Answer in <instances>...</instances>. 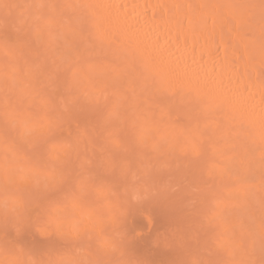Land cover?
<instances>
[{"label": "rangeland", "instance_id": "rangeland-1", "mask_svg": "<svg viewBox=\"0 0 264 264\" xmlns=\"http://www.w3.org/2000/svg\"><path fill=\"white\" fill-rule=\"evenodd\" d=\"M4 1L0 0L2 4L0 7L5 9L0 8V19H2L0 21V264H264V143L262 142L264 133L261 135L262 133L250 127L251 124L249 125L246 120L245 122L243 118L240 119L238 114L236 113V116L233 112L227 111V114L226 111H222L220 115L218 112L215 113L219 115L218 118L223 119L225 116L227 125L224 119L220 118L221 121L216 115L215 119L213 115V117L201 115L199 119L196 113H192L193 117H197L196 120L184 109L183 113L177 109L173 111L171 108L156 107L155 109V106H148L147 102H153L154 99V102H157L160 96L154 94L155 96H152L154 98L150 97V88L133 92V89H129L133 86V78L129 81L133 82L130 87L125 84L128 90L122 86L124 81L121 85L120 82L118 83L119 88L116 84L112 89L108 85L109 81L107 80L108 83L104 81V76L102 78L105 84L102 82V85L111 88H107L110 90L106 92L109 94L108 98L105 93L101 94L99 88L103 87L97 85L99 92L97 88V92H91L95 100L88 96L89 102L87 97L85 98L87 101L84 98L81 99L82 101L77 99L82 102V106L80 104L73 107L72 104L69 106L71 108L58 109L60 103L64 104L62 99L64 97H61V101L57 99V103L53 98L52 92L58 88V80L70 76L69 79L66 78L68 81L66 86L70 90L75 85L77 89L76 85L79 81L77 84L76 81L73 83L76 74L72 72L73 69L67 68L68 73L69 70L72 73L63 75L66 71H62L63 68L60 74L54 75L59 76L54 80L55 78L51 76L57 72L54 70L58 66L62 68L61 65H65V63L57 64L55 60L47 61L51 57V60L56 59L53 57H56L54 55L57 53L52 51L56 41L51 39L55 42L49 44L50 38L55 36L46 37L47 40L49 38V42L46 39L44 42L46 31L43 33L38 29L37 24L35 29L38 31H31V33L37 31L35 35L29 33L31 28L28 26L25 28L23 24L22 27L19 26L21 18L28 16L25 14L32 13L30 16L34 15L33 18H37L40 13L37 11L39 8L36 7H39V4L35 5L36 7L29 6L26 9L28 13H24L22 17L18 14L24 12L23 3L28 0H23L22 5H19V0H9L11 3ZM209 1L207 8H213L214 3H218L222 16L227 14L225 9H230L232 15L239 17L243 29L245 28L244 35L258 45H253V41H250L254 46L252 47L254 54L263 58L264 0ZM12 3L16 6L13 7ZM50 4L52 5V2ZM11 8L15 10L14 13ZM40 10L42 13L45 11L41 8ZM52 10L53 7L49 11ZM49 15L52 16V13L48 15L44 13V16ZM13 17L15 24L11 23ZM7 19V22L10 21V25L15 28H11L4 21ZM34 19L32 20L35 21ZM229 20L235 28L236 22L233 16L229 15ZM29 23L27 24L30 25ZM32 26L34 27V24ZM26 31H29L28 34H25ZM92 31L90 30V33ZM56 32L57 30L54 31ZM28 37L32 38L28 43L31 44L34 40L33 46L27 43ZM40 37L43 40L39 41ZM63 40L67 42L64 37ZM38 43L41 44L39 45L41 49L37 48ZM60 43H56L57 46H63L64 43L62 41ZM91 43L90 45L94 44ZM3 44L5 45L2 46ZM99 44L98 47L94 44V48L87 45L90 49L92 47L93 50H101L99 51L103 55H99L101 59L105 57L102 52L106 51L104 48L106 44L103 45V41ZM68 45L69 43L65 48L68 49ZM20 46L26 50L28 48L27 53L18 49ZM62 46L57 49L60 50ZM255 46L256 49L260 46L259 50L256 51ZM5 47H10L9 50L13 52L6 51L5 49L8 48ZM63 48L65 52L67 49ZM15 49L16 53L21 52L16 54ZM45 49L49 53L51 50L54 55L50 56ZM23 51L29 55V58L31 57L29 62L33 60L32 54L37 57L39 54L35 53L39 51L40 55L42 53L41 56H50L47 59L44 57L48 65L54 63L58 66L53 67V64L48 69V66L44 65L46 61L42 62L43 57L39 55L37 58L40 61L36 59L35 61L38 62H31L32 65L40 64L38 66L40 68L44 63L45 69H41L42 77L39 74L41 71L36 70V65L35 70L33 69L40 75L38 78V75L30 69L31 64L27 59L26 62L30 67L21 64L20 57ZM260 53H263L262 56ZM15 54L21 62L15 59ZM256 63L257 61L255 66L254 63L250 65L258 68ZM261 65L258 69L262 70L264 61ZM66 66L67 64L64 67ZM23 68L30 69L31 71H28L36 74L34 75L36 77L26 73ZM44 72L47 76H43ZM110 82L113 86L112 80ZM137 82L135 81L136 85L139 83ZM53 83H57V88L54 90H52V86L55 85ZM66 89V94L68 92L69 94L67 97L65 95V98L77 93L75 89V92H71L73 89L70 91ZM123 89L130 98L124 95ZM97 94L106 97L105 99L109 101L106 106L103 104L106 100L100 97L101 100H98ZM142 94L145 99L141 97L140 100L137 96ZM133 96H135L134 100L140 103L134 101ZM147 97L151 101L146 102V99H149ZM125 98H128L129 103ZM129 99L135 103L131 104L132 101L130 102ZM121 100L126 101L121 104L124 102ZM83 101H86L85 107ZM95 101L102 102L104 107ZM91 102L102 107L93 104L96 106L93 110L90 106ZM87 103L89 106L86 105ZM54 104H58L55 105L56 108ZM119 104L124 108L120 106V109ZM62 106L60 104V108ZM141 106H144L143 109L140 108ZM147 107H149L148 112H146ZM117 108L123 111L135 108L136 112L132 109L131 115L129 109L128 113L122 111L125 114H120L121 111ZM164 109H168L170 113ZM150 110L154 112L147 114ZM163 110L164 119H157L162 117ZM137 111L142 112L139 114ZM158 112H162V115L159 116ZM126 113L130 115L127 117ZM135 114H139V118ZM141 115L145 122L140 119ZM150 115H156L154 117L156 119ZM166 117L170 118H167L170 122L173 121V125L177 124L174 126L169 125L170 122L167 124ZM130 118H133L132 122H129ZM150 119H153L154 123H149ZM201 119L205 121L202 123ZM192 120L201 122V128H198L200 127L198 122L196 124ZM234 120L238 122L229 125ZM161 121L163 124L159 123L162 124L159 125L158 122ZM179 121L181 123H178ZM214 121L215 123L218 121L217 126L219 125L218 128L221 130L219 132L217 128L219 133L211 134ZM204 123L211 126L204 127ZM179 125L182 130L185 127L184 131H190L184 133L188 135L185 136L186 139L185 137L183 139L182 131L180 135V132H177ZM158 127L159 133L156 132ZM166 128H170L168 130L170 133L172 129L173 133L177 131L174 136L170 133L169 136ZM190 129H194V133ZM195 131L201 134H196ZM207 131L211 132L208 134ZM165 133L169 137H166ZM189 133H191L190 137ZM177 137L182 139L177 141ZM189 138H193L192 141ZM233 140L234 142H231ZM44 141H52L49 144L46 163H42L39 156V146ZM178 142L179 144H176ZM200 145L205 147L202 152L198 151Z\"/></svg>", "mask_w": 264, "mask_h": 264}, {"label": "bare ground", "instance_id": "bare-ground-1", "mask_svg": "<svg viewBox=\"0 0 264 264\" xmlns=\"http://www.w3.org/2000/svg\"><path fill=\"white\" fill-rule=\"evenodd\" d=\"M3 1L4 0H2V2ZM7 1H9V0H7ZM7 1L5 0L4 2H7ZM24 1L19 0V2H20L19 5H22V3ZM208 1L209 0H28V1H25V4L23 3V5H24L23 7H25V9L22 7L24 12L22 11V14H18V15L23 17L24 13H28L27 12L28 10L26 11V9H28L29 6H33V5L35 6L38 4H39V7L38 6L37 7L35 6V7L39 8V10H37V11H39L38 13H40V14L35 19L33 18L34 15H32L33 17L30 16L32 14L31 12H29L31 14H25V15H28V16H26L28 19H26V17L21 18V20L19 22L20 23L19 26L21 24H23L24 25L23 28H25V26H28L29 28H31L30 32L26 31L25 34H28V32L30 34H33L34 32L31 33V31H33V30L38 31V29H40L43 33L46 31L44 33V35L46 34L47 36H44L42 34L44 36L43 37L44 42H45V39L47 40L46 37H49L52 35H54L56 37V38L51 37L50 42L48 41L49 40V38H48L47 42H49V44H52L53 41H51V39L56 41V42L54 41L55 43L53 42L54 46L51 45V46H53L54 49L51 46H50V48H52V51L54 53L56 52L57 54L55 53L56 55H54L53 53H51V50H49L50 51V53H49L45 49V51L47 53H49L50 56L51 55L56 56V57H53L56 59L51 60L52 57H51V59H49V58L47 59V57L49 55L47 54L48 56H46V55L41 56L42 53L40 55L39 51H38V53H35V54H39L41 57H43V58H41L43 60L42 62H44V60L46 61V59H47V61L50 60V62L55 60V62L57 64H64V63H65V65L67 64L66 67H64L65 65H61L62 68H60V66H58L57 64L55 65L53 63L55 65L54 66L50 62H48V63H50L51 65L50 64L48 65L47 61L44 62L45 64L44 63L43 64L46 67L48 66V69H49V66L51 68L52 65H53V67L58 66L60 68V69H57L58 68L57 67L54 70L57 72H54L52 75L50 74L53 78L59 77V76H57L58 73L59 72L61 73L62 71H65V70L66 71L64 72L63 75H66V74L68 75L72 69H73L72 72L74 71V73L76 74V75L74 74L75 75L74 77H76V78H73V83H74V81H76L75 84H77V81H79V83L76 85L77 89H75V85H74V88L71 87L73 90L70 88V90H72L71 92H75V91L77 92L75 95L71 94L72 97H71V95H69L70 97L65 98V95L67 97L69 94V92H68V94H66V92H65V89L68 88V86H66L67 85L66 82H68L66 78L69 79L70 76L68 77L66 75L67 77L64 80L63 79H59V80L57 79L59 81L57 83L58 84L60 83L59 85L56 83L58 88L56 87V84L53 83L55 85L52 86L53 87L52 90L57 88L55 91L52 92L53 96H54L53 98L55 99L56 103L58 102L57 99L59 101H61L60 100L61 97H64V98H62L64 100V101L62 100L64 102V104L60 103L61 106L63 105L61 108H60V104L59 105L57 104L59 106L58 109H62V108L64 109L66 107L71 108L69 106H71L72 104H74V105H72L73 107H76L77 105H80V104L82 106V102H80V101L83 100L82 98L85 99L86 97H87L86 99L88 100V98H89L88 96H91L90 99L95 100V98L92 97L91 92H94L98 89L97 85H98V87H100V85L103 87V88H101V87L99 88L101 90V94L105 93L106 96L109 95L108 93H106V92L110 91V90H107V88H109L108 86H106L107 84L105 85L106 87H104L102 85L104 83L103 82L104 78H102V77H104V76H105L104 81L106 83H108V81H109L108 85L111 88L112 87L115 88L116 84L118 86L119 82L121 85L122 84L121 82H123V81H124V83H123L124 85L122 84L123 88H126L125 84H127V87L128 86L130 87V85L133 82L135 83V81L137 82V80H138L139 83L137 82L138 83L137 85H136V83H135V85L133 83V86H131L132 88H129V89H133V92H136V91L140 92L144 88H150V90H151V93L149 94L150 97L155 96V95L160 96L159 97L160 99H158L157 102H154L155 99L152 102L151 99L149 97H147L149 99H146V102L148 100L151 101L150 103L147 102L148 106L149 105L155 106V109H156V107H157V109L158 108H161V109L162 108H171V110L173 109V111H174V109H177L181 113H183V109H184V111L190 112V114H188V115H191L192 113H196L198 115L197 117L199 119L201 118V117H199L201 115L202 116L207 115L208 117L213 115L214 119H215V115H216L215 113H217V112L219 113V115H220V112L222 114L225 111L227 114H228V112H233L235 115L237 113L239 118L241 117V118H243L244 121L246 120L247 123H249V125L251 124L250 127L254 128L255 130L257 129L260 133H262L261 135H263V133H264V74L263 73L264 72L262 73V71H264L263 70L264 68H262V70L258 69V68H261L260 66L263 65V64L261 65V63H263L264 57L262 58V57H259V55L254 54V52H253L254 46L253 45H256V46H258V45L253 40L252 41L254 44L251 43L252 42L251 39L248 36L244 35L245 34L244 29L245 28L243 29L242 22L239 19V17L232 15L233 13L230 11V9H225V13H227V14H224L222 16L221 8H220L219 4L214 3L215 5L213 8H207L208 3L211 2V1H209V2ZM17 2H16V5H17ZM26 2L28 4H26ZM51 2H52V5L50 4ZM197 2H199V4H197ZM8 3H11V2L9 1ZM41 3L43 4V8H42ZM0 5H2V4H0ZM16 5L13 4V7H15ZM7 7L9 8V6H7ZM33 7H30V8L32 9ZM52 7H53V10L49 11ZM0 8H2V7H0ZM17 8H18V6H17ZM40 8L42 9V11H44V10L45 11L42 13ZM20 9H19V11H20ZM3 10H5V9H3ZM13 11L15 12L14 9H12V12ZM30 11H32V10H30ZM48 12L52 13V16L51 15L44 16V13H45V15H46V13L48 15L49 14ZM34 13L36 14L37 12H34ZM41 13L43 16H41ZM12 14H11V16H12ZM14 15H16V14H14ZM72 15H73V17H71ZM229 15L233 16V18L236 22L235 28H233L231 25V21L229 20ZM9 16H7V18ZM29 16H30V18H29ZM38 17L39 18L41 17L40 20H38L39 19ZM31 18L34 19L35 21H33ZM3 19H6V18H3ZM9 19H10V17H9ZM16 19H17V16H16ZM36 19H37V21H36ZM11 20H12V18H11ZM14 20H15V17H13V22H11V23H14ZM0 21H2V19H0ZM4 21L7 22L8 19L4 20ZM9 22H7L9 24V26L11 28L12 27L15 28L13 25H10ZM29 22H32L34 24V27L32 26L33 24L31 25ZM27 23H29L30 25H28ZM36 24H37V27L39 26L38 29H35V28H37V27H35ZM16 25H17V22H16ZM10 27H8V28H10ZM21 27H22V25H21ZM21 27H20V30H21ZM28 27H26V28H28ZM16 29H17V27H16ZM20 30H19V32H20ZM49 30H51V31H49ZM56 30H57V32L54 33V31H56ZM90 30H93V31L90 33ZM37 31L35 33H38ZM22 33H24V32L22 31ZM35 33H34V35H35ZM25 34H24V36H25ZM30 34L28 36H30ZM60 34L62 36H60ZM88 34H90V35H88ZM39 36H41V35H39ZM21 37L23 38V36H21ZM63 37L65 40H67V42L66 41L64 42ZM31 39L30 38L27 39V43L29 41H31ZM56 39H58L59 41ZM7 40H8V38L6 39V41ZM41 40H43V39H41V37H40L39 41H41ZM24 41H26L25 38H24ZM61 41H62V43H64L63 44L64 48H65V46H67V43H69L68 49L65 48V49H67V50H65V52H68V53L70 52L69 54L65 53L64 50H62V48H63L62 45L58 44L59 46H57L56 43H60ZM89 41H93V42L91 43ZM102 41H103V45L106 44V45H104V46H106V47H104L106 49V51L104 50V52H102V53H104L105 57H101V59H100L99 55L101 56L102 54L99 51H101V50H99V49L93 50L92 47L94 44H96L94 46H97V47H98V45L100 46L101 43L99 44V42H102ZM104 42H106V43H104ZM21 43H22V41H21ZM27 43H25V45ZM33 43H34V40H33ZM33 43H31V44L28 43V44L30 46H33L32 45ZM39 43H41V42H39ZM39 43L37 45V48H40L39 45H41V44H39ZM90 43L91 44L94 43V44L90 45ZM5 44L7 45V43H5ZM5 44H3L2 46H4ZM87 44L92 46L91 49H90V46L88 47ZM14 45L16 47H18V45H16V44H14ZM29 45H27V47H29ZM46 45H47V43H46ZM103 45L101 47L102 50L104 49ZM107 45H110L112 47L110 48V46H107ZM0 46H1V44H0ZM45 46H43V47L45 48ZM56 46L58 49L60 46H62V48L60 50H58L56 48ZM256 46H255V49H256ZM47 47L49 48V46H47ZM107 47H109L110 49ZM5 48H8V47H5ZM9 48L5 49V50L8 51ZM259 48H260V46L256 49V51L259 50ZM18 49H20V50L22 49V50L26 51V53L28 50V48L26 50V49H24V47L22 48L21 46ZM56 49H57V51H56ZM35 50H38V49H35ZM43 50L44 49H42V51ZM9 51H11V50H9ZM16 51L17 50L15 49L14 53H16ZM24 51L22 52L21 57H20L21 54L17 55L20 57V60L22 58L21 64L23 66L24 65L28 66V64L26 62L28 60V63L31 64V67H30V65L28 67H30V69L34 73L37 74V71H34L36 64L35 65L33 64L34 65L33 66L31 62L32 61L34 62L36 59H38L39 55H37V57H38L37 58V57H35V55L32 54V56H34V57H32L33 60L31 62H29L31 60L30 59L31 57L29 58V55L24 53ZM45 51H44V53H45ZM59 51H60V54H59ZM96 51H98L99 53ZM107 51H109V52H107ZM11 52H13V50ZM18 52L20 53L21 51H18ZM106 52L108 54H106ZM16 54H15V59L19 60V58L16 57ZM262 54H261V56H262ZM23 55H25L27 58ZM30 55H31V52H30ZM59 55H61V57ZM106 55H108V56H106ZM57 56H59V58H57ZM62 56L64 59L62 58ZM44 57H46V59ZM61 59H62V61H61ZM20 60H19V62H21ZM38 61H40V59H38ZM38 61H35V62H38ZM256 61H257L256 64H258L257 66H259L258 68L252 66L253 63L255 66ZM23 62H26V63L24 64ZM43 64L41 65V68L38 67V66H40V64L38 66L36 65L37 66L36 70L39 69L38 72L41 71V72H39V74L41 76L39 74H37L38 78H39V76L42 77V72H43L42 70L45 69V66H43ZM250 64H252V65H250ZM67 68H69V69L71 68V70H69L70 71L69 73H68ZM23 69L25 70L26 73H28L31 76L36 75L33 72H31L32 73L31 74L28 71L30 69H27V70H26V68H23ZM61 69H63V70L61 71ZM44 71H46V70H44ZM44 74H45V72H44ZM55 74H57V75L54 76ZM132 75H135L136 78ZM43 76H47V73ZM34 77H36V76H34ZM132 78H133V82L130 83L129 81H132L131 80ZM40 79H42V78H40ZM75 79H77V80H75ZM110 79L112 80L113 86L111 85ZM54 80H56V78ZM127 82L130 84L128 85ZM63 86L64 87L66 86V87L64 88ZM70 86H72V85H70ZM119 86H118V88H119ZM122 86H121V88H122ZM10 87H11V85H10ZM111 88H109V89H111ZM61 89L63 91H61ZM74 89H75V91H74ZM99 89L97 90L98 92H99ZM67 90L70 91L69 88L66 89V91ZM102 90H103V92H102ZM104 90H107V91L104 92ZM119 90H121V89H119ZM112 91L110 92L111 95H112ZM123 91H125V90L123 89L122 92ZM116 92H117V90H116ZM145 92H147V91H145ZM126 93H127V91H126ZM148 93H145V94L147 95ZM93 94H95V93H93ZM101 94H99V95H101ZM99 95L97 94L96 96H98V97H96V98L98 100H101V99H99V97L103 98V97H101L103 95H101V96H99ZM116 95H117V93H116ZM124 95H126V94L124 93ZM135 95H137V93ZM127 96L130 98L129 94L126 95V97ZM117 97H118V95H117ZM137 97H139L141 100L144 97V95L142 94V96H137ZM53 98H52V101H54ZM105 98L106 97H104L103 99H105ZM107 98H108V96H107ZM134 98H135V96H133V100H134ZM152 98H154V97H152ZM77 99H79L80 101ZM143 99H145V98H143ZM105 100L106 101L103 104L106 106L109 101L107 99H105ZM126 100H123L124 102L121 100L123 102L121 104H124ZM133 100H130V102L132 101L131 104H134L135 103L134 101H136V100H134V101ZM86 101H83V104H84V102L86 103ZM88 102H89V100H88ZM95 102H97V103L99 102L103 106L102 102H100V101H95ZM136 102L140 103V101H136ZM97 103H93V104L96 105ZM110 103H113V102H110ZM110 103H109V105H110ZM119 103H120V101H119ZM128 103H129V101H128ZM67 104H68V106H66ZM93 104L91 102V105H90L91 109H93L94 107L96 109V106H94ZM55 105L56 104L53 105L54 108H56V106H57V105L56 106ZM86 105H88V103ZM137 105H139V104H137ZM102 106H99V107H102ZM108 106H107V109H108ZM120 106L121 105L119 104L118 107H120ZM131 106H133V105H131ZM134 106H136V104ZM84 107H85V104H84ZM121 107L124 108L123 105ZM121 107H120V109H121ZM143 107L141 106L140 108L143 109ZM140 108H138V110ZM147 108L148 109L146 112H148V110H149V107H147ZM95 109H93V110H95ZM97 109H98V107H97ZM120 109L117 108V110H120ZM129 109H130V113L132 115L131 110L133 108L132 109L129 108ZM129 109H127V110H129ZM153 109H154V107L152 108V110ZM181 109H182V111H181ZM164 110H163V115L161 114L162 112L161 113L158 112L159 116L162 115V117H158L157 119L161 118L160 120H163L165 117L164 116L165 111H168V113H170L168 109H166L165 111ZM177 110H175V112ZM120 111H121L120 112V114H121L123 110H120ZM126 111H123V112H126ZM116 112H118V111H116ZM135 112H136V109H135ZM137 112H139V111H137ZM140 112H142V111H140ZM140 112H139V114H140ZM153 112L150 110L149 113H147V114H152ZM179 112L177 111V113H179ZM127 113H128V111H127ZM142 113H144V110ZM122 114H125V113H122ZM139 114L138 115L135 114V115H137L139 118V116H140ZM155 114L157 115V113H155ZM129 115L130 114H127V117ZM156 115H154V116L150 115V116L152 118H154V117H156ZM172 115H170L171 118H172ZM219 115H216V117L218 118ZM223 115H222V117H223ZM191 116L193 117L194 115L192 114ZM191 116H189V120H191V118H190ZM232 116H234V115H232ZM186 117H187V114H186ZM197 117L195 116V117H193V119L196 118V120H197ZM167 118H169V117H166V121L168 120L166 123L168 124V122H170L169 121L170 118L169 119H167ZM220 118L221 117H219L218 119L221 120L222 118L221 119ZM131 119H133V118H130L129 122H132ZM140 119H142V115H141ZM154 119H156V118H154ZM223 119L222 120L224 122H226V124H227V121H225V119H226L225 116ZM143 120L145 122V119H142V121ZM174 120H176V118ZM196 120H194V121L192 120V121L196 124L198 122V125H200V127H198V128H201V124L205 120L201 119L202 121L201 120L200 121L202 123L199 121H196ZM210 120H211V118H210ZM150 121L151 122H149V121L148 122L154 123L153 119H150ZM171 121H172V119H171ZM177 121H178V119H177ZM177 121H175V122H177ZM218 121L216 123L214 121L216 126L214 125V128L212 127V130H211L212 133L211 134H213L215 132L216 133L220 132L221 128L219 129L218 128L219 125L217 126ZM234 121L230 122L229 125H231V123L234 124V123L238 122V121L237 122L236 121L234 122ZM172 122H170L169 125L170 124L173 125ZM185 122H186V120H185ZM159 123H162V121L158 122V124ZM178 123H181V122L179 121ZM155 124H157V122ZM155 124H154V126H155ZM162 124H159V125H162ZM175 124H177V123H175ZM209 125L211 126V124H205L204 123V127H206V126L209 127ZM176 126H178V125H176ZM155 127H157V126H155ZM171 128H173V127L171 126ZM192 128H193V126H192ZM217 128H218L219 132H218ZM246 128H248V127H246ZM157 129L159 130L160 128L158 127V128H156V130ZM176 129L178 130V127H176ZM236 129H238V128H236ZM158 130L156 131L157 133H159V131H160V130L159 131ZM165 130L169 136H170V134H172L174 136L175 135L174 133H176L175 131H177V130H175L173 133V129H172V132L170 133V132H168V130H170V128L169 129L166 128ZM184 130H186L185 127L182 130L181 125H179V131H177V132H180L179 135L181 134V131L183 132V134H182L183 136L181 135L183 137V139L185 136H188V135H185L184 133L190 132L189 130H187V132ZM190 130L192 131V133H194V129L193 130L190 129ZM213 130H216V131H213ZM248 130H250V129H248ZM196 132L197 131H195V133ZM198 132L196 134H201ZM210 132H208V134ZM240 132H242V131H240ZM250 132L254 134V132H252V131H250ZM244 133H245V130H244ZM211 134H210V136H211ZM246 134H247V132H246ZM168 135L166 134V137ZM190 135H191V133H189V137H190ZM219 135H221V134H219ZM196 136L197 135H194V137H196ZM197 138H199V137H197ZM180 139H182V138L177 137V141ZM185 139H186V137H185ZM189 139L191 140L193 138H189ZM262 139H263V137H262ZM172 140H174V139H172ZM174 141H176V138ZM231 142H234V140ZM262 142L264 143V141H262ZM240 143H242V142H240ZM176 144H179V142ZM234 145H236V144L234 143ZM203 147H204V145H200L199 146L200 149H198V151L201 150V152H202ZM239 147H241V146H239ZM230 148H232V147H230ZM220 149L221 148H219V150ZM226 152L228 153V151H226ZM226 152H224V153H226ZM230 153H232V152H230ZM219 155H218V157H219ZM221 155H223V154H221ZM228 156H226V157H228ZM211 157H212V155H211ZM242 162L245 164L244 160ZM242 164H240V165H242ZM219 166H220V164H219ZM223 167H225V166H223ZM223 167H221V168H223Z\"/></svg>", "mask_w": 264, "mask_h": 264}, {"label": "snow or ice", "instance_id": "snow-or-ice-1", "mask_svg": "<svg viewBox=\"0 0 264 264\" xmlns=\"http://www.w3.org/2000/svg\"><path fill=\"white\" fill-rule=\"evenodd\" d=\"M50 143H52V141H44L39 146V156L42 163L47 162Z\"/></svg>", "mask_w": 264, "mask_h": 264}]
</instances>
